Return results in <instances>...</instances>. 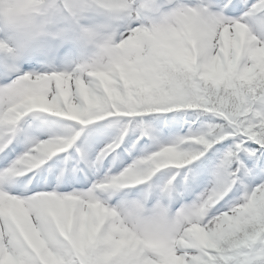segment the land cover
<instances>
[{"label":"snow or ice","instance_id":"6c2138e0","mask_svg":"<svg viewBox=\"0 0 264 264\" xmlns=\"http://www.w3.org/2000/svg\"><path fill=\"white\" fill-rule=\"evenodd\" d=\"M23 20L0 36V264H264V0Z\"/></svg>","mask_w":264,"mask_h":264},{"label":"clouds","instance_id":"9594fccd","mask_svg":"<svg viewBox=\"0 0 264 264\" xmlns=\"http://www.w3.org/2000/svg\"><path fill=\"white\" fill-rule=\"evenodd\" d=\"M26 3L27 0H0V36L23 25Z\"/></svg>","mask_w":264,"mask_h":264},{"label":"rangeland","instance_id":"374dc122","mask_svg":"<svg viewBox=\"0 0 264 264\" xmlns=\"http://www.w3.org/2000/svg\"><path fill=\"white\" fill-rule=\"evenodd\" d=\"M45 117H46V116H44V115H40V116H38V117H33V116L30 115V117L27 118V120H28L29 123H32L33 126L35 127L36 125H39V124L41 123V121L44 120ZM58 123H60V122H58ZM67 123H68V122H67ZM56 130L59 131L58 128H56ZM162 135H163V137H164L165 139H170V138H171V135L166 134V131H165V130L162 131ZM172 135H173V134H172ZM14 158H15V157H13V159H14Z\"/></svg>","mask_w":264,"mask_h":264},{"label":"trees","instance_id":"16d2710c","mask_svg":"<svg viewBox=\"0 0 264 264\" xmlns=\"http://www.w3.org/2000/svg\"><path fill=\"white\" fill-rule=\"evenodd\" d=\"M170 117H171V114H169V118ZM174 129H176L177 131H181L179 128H174ZM183 131H187V126L184 127ZM183 131H181V134H183Z\"/></svg>","mask_w":264,"mask_h":264}]
</instances>
